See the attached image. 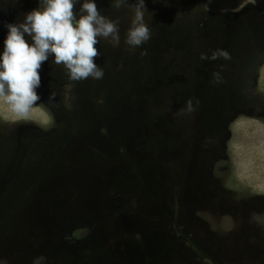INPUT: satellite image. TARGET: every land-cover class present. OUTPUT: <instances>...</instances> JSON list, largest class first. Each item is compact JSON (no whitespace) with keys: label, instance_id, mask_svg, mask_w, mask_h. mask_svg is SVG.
<instances>
[{"label":"rangeland","instance_id":"obj_1","mask_svg":"<svg viewBox=\"0 0 264 264\" xmlns=\"http://www.w3.org/2000/svg\"><path fill=\"white\" fill-rule=\"evenodd\" d=\"M94 2L119 17L120 44L95 45L103 78L72 81L50 55L26 118L0 97V264H260L264 0H144L136 49L131 9ZM40 6L0 0V53L6 24ZM219 50L230 59L200 58ZM31 149L46 181L10 183Z\"/></svg>","mask_w":264,"mask_h":264},{"label":"clouds","instance_id":"obj_2","mask_svg":"<svg viewBox=\"0 0 264 264\" xmlns=\"http://www.w3.org/2000/svg\"><path fill=\"white\" fill-rule=\"evenodd\" d=\"M77 0H43V6L24 14L22 22L8 23V33L0 53V97L21 118H26L30 108L40 99L35 91L40 86L38 70L50 55L54 63L62 66L72 81L102 79V67L94 62L100 55L95 45L100 39L120 44L119 17L102 15L94 0H83L79 16L75 14ZM113 9H131L129 26L124 43L131 49L142 47L151 39V31L145 22L144 0H111ZM151 15V13H150ZM33 43L26 42L24 36ZM142 51L141 55H146ZM202 60L230 59L223 50L210 55L201 53ZM54 94L49 97L53 101ZM191 110V102H188Z\"/></svg>","mask_w":264,"mask_h":264},{"label":"water","instance_id":"obj_3","mask_svg":"<svg viewBox=\"0 0 264 264\" xmlns=\"http://www.w3.org/2000/svg\"><path fill=\"white\" fill-rule=\"evenodd\" d=\"M27 151L28 150H24L22 153L16 151V153H18V155H20V157H21L20 163L19 164H13V161L11 160V169H10L9 173H7L6 175H3V176H6L8 179L11 178L10 183L13 182L16 179V177L20 176V175L26 176V177H23V180L27 179L30 182L34 181L32 183L39 184L43 181H46V179L45 180H43V179L38 180V178L42 177V175L48 174V173H46L48 171L47 165L42 164L43 160H41V158L38 155L37 156L33 155V154H35V151L33 149H31V151H29V152H27ZM47 151H48V149H47ZM38 154L44 156L43 153H38ZM165 155H168V158H170V160H171L172 155L170 154V152L168 150H166ZM26 157L30 158V159H35L37 161H35L34 163H30V162L27 163ZM24 160H25V164H24ZM17 167H20V168H17ZM17 182H18V179H17V181L14 182V186H16L18 184ZM3 183H5V182H3ZM48 193L49 192H46L45 194H48ZM31 198L32 197H30L28 200H25V201L22 200L21 202L16 203V204H18L20 207H25L24 204H26L27 202H30ZM109 198H110L111 202L116 203L117 199L111 197L110 194H109Z\"/></svg>","mask_w":264,"mask_h":264},{"label":"flooded vegetation","instance_id":"obj_4","mask_svg":"<svg viewBox=\"0 0 264 264\" xmlns=\"http://www.w3.org/2000/svg\"><path fill=\"white\" fill-rule=\"evenodd\" d=\"M263 14V18H264V13H262ZM251 209V208H250ZM256 212H259L258 210H255ZM252 211L250 212V215H248L247 216V219H250L251 221H252V219H253V216H252ZM240 223H242V222H240ZM245 231H248L249 232V230L248 229H245ZM262 246L264 247V241L262 242ZM256 253V256H258V257H256L255 256V254H254V256L256 257L255 259H253V262H259L260 264H263L264 263V256H263V254H261V255H259L258 254V250L255 252ZM233 257H237V256H233ZM263 259H262V258Z\"/></svg>","mask_w":264,"mask_h":264}]
</instances>
